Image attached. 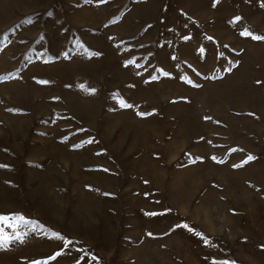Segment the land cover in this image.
Instances as JSON below:
<instances>
[{
	"label": "rangeland",
	"instance_id": "1",
	"mask_svg": "<svg viewBox=\"0 0 264 264\" xmlns=\"http://www.w3.org/2000/svg\"><path fill=\"white\" fill-rule=\"evenodd\" d=\"M0 217V264H264V0H0Z\"/></svg>",
	"mask_w": 264,
	"mask_h": 264
},
{
	"label": "snow or ice",
	"instance_id": "2",
	"mask_svg": "<svg viewBox=\"0 0 264 264\" xmlns=\"http://www.w3.org/2000/svg\"><path fill=\"white\" fill-rule=\"evenodd\" d=\"M237 19H239V18H237ZM246 35H250V34L246 33ZM256 39H261V38L260 37H256ZM252 159H254V157H251V156L248 157V160H252ZM0 222L7 223V218L6 217H0ZM184 227H187V226L185 225ZM0 239L6 241L7 237H0ZM61 239H63V238L61 237ZM69 243H70V241H69Z\"/></svg>",
	"mask_w": 264,
	"mask_h": 264
}]
</instances>
